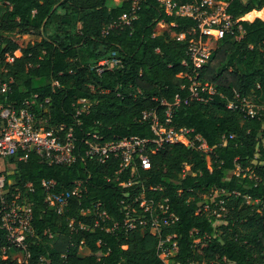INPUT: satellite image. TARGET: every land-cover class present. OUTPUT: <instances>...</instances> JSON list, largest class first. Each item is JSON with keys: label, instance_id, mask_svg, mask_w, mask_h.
<instances>
[{"label": "trees", "instance_id": "trees-1", "mask_svg": "<svg viewBox=\"0 0 264 264\" xmlns=\"http://www.w3.org/2000/svg\"><path fill=\"white\" fill-rule=\"evenodd\" d=\"M107 1L0 0V66L7 68L0 74L14 80L7 100L36 95L42 105L33 109L46 127L72 126L77 156L71 165L49 164L38 154L17 162L10 177L31 203L34 234L22 247L0 230V264H165L159 240L170 234L178 244L174 264H264V18L242 19L259 16L264 0H215L227 3L232 30L199 68L187 52L201 37L197 20L168 13L159 0H140L126 21L131 1L113 7ZM24 35L40 40L25 43ZM17 49L22 54L5 62ZM112 51L122 65L98 72V60ZM191 76L206 101L191 98ZM81 98L90 104L78 114ZM243 98L263 108L251 116L240 106ZM162 100L173 106L171 124L201 134L213 147L210 155L186 143L157 150L150 142L149 167L137 162L121 172L112 155L105 162L86 155L88 133L102 142L154 138L143 111L156 109L164 119ZM232 101L238 107H230ZM44 179L55 181L51 189ZM77 179L86 190L56 212L48 194L71 191ZM130 179L131 185L121 184ZM142 192L178 216L160 235L123 225V206ZM97 202L105 220L81 212Z\"/></svg>", "mask_w": 264, "mask_h": 264}, {"label": "built area", "instance_id": "built-area-1", "mask_svg": "<svg viewBox=\"0 0 264 264\" xmlns=\"http://www.w3.org/2000/svg\"><path fill=\"white\" fill-rule=\"evenodd\" d=\"M132 3V15L122 16L123 20H129L134 17V13L139 6L140 0H129ZM168 13L175 11L177 14L186 15L194 18L198 22L201 37L199 40L191 42L188 48V55L195 67L203 66L208 60L210 51L213 49L207 44V39H221L225 32L232 30L233 21L226 12V2L215 0H196L194 3L178 5L173 0H159ZM241 28V26H239ZM107 33V30H104ZM184 34L177 36L182 39ZM22 54L21 49L15 50L12 54H5V62L11 63L15 57ZM3 60L0 57V64ZM121 60L116 57L115 51L108 53L98 60L96 69L98 72L111 70L121 66ZM1 71H7L5 65L0 66ZM0 71V72H1ZM191 98L199 101L207 99L201 94V83L196 77L191 76ZM12 77H5L0 74V230L4 231V237L8 243L15 246L26 247V239L33 235V212L31 203L25 194V190L15 183L10 177L17 162L27 160L30 154H38L49 164L71 165L75 162L77 156L76 137L72 126L60 124L52 127L43 125V119L38 117L33 106L41 107L37 104L36 95L31 99H24L20 103L8 101V95L12 90ZM202 90L213 92L211 87L202 86ZM80 106L77 113L80 114L90 104L86 98L78 100ZM177 102L179 97L177 96ZM162 103L167 105L164 119H162L156 109H147L143 111V118L151 122L155 137L140 138L138 136H125L117 140L102 142L99 136L88 133L85 143L87 144L86 155L95 157L101 162H105L109 155L119 159V170L121 172L126 168L140 162L144 168L149 167L150 158L146 153L150 142L156 144V149H163L168 145L177 143H186L189 147L202 150L209 154L213 152L206 139L199 133L195 134L193 128L186 126L175 127L171 124L173 106L165 100ZM230 107H238L235 101L229 103ZM241 108L251 116L259 112L254 104H250L247 98L242 99ZM46 123V121H45ZM226 137L223 136V142ZM189 170L187 165L183 173L184 176ZM130 179L122 185H131ZM42 184L51 189L55 184L54 180H43ZM74 188L71 191L60 193L51 192L47 198L50 207L58 213H63L71 196H81L86 190L82 179L74 181ZM32 184H24V187H31ZM157 190V188H154ZM215 194L211 196L212 200ZM138 204L139 209L136 207ZM209 203L204 204V208H209ZM125 210L124 227L127 230H134L140 226L148 228L154 235H160L162 228L173 224L178 220V216L169 211V206L161 200H155L154 197H148L145 192L136 196L134 202L123 206ZM83 214L94 212L98 217L105 220L108 215L102 209L101 202H97L93 207L83 208ZM74 218L70 221L72 226ZM98 223V222H97ZM83 226V225H82ZM113 229L107 228V230ZM176 234H170L165 238H160L159 249L162 252V259L165 264H174V256L178 251V244L175 240ZM21 261V259H19Z\"/></svg>", "mask_w": 264, "mask_h": 264}, {"label": "rangeland", "instance_id": "rangeland-1", "mask_svg": "<svg viewBox=\"0 0 264 264\" xmlns=\"http://www.w3.org/2000/svg\"><path fill=\"white\" fill-rule=\"evenodd\" d=\"M244 2H246L247 0H243ZM116 3H120V0H114V3H109L110 5L111 4H116ZM264 9L261 11V13H259V16H255V17H253V16H246V18H244V17H242V19H244V20H254L255 18H257V17H260V18H262L260 15H264ZM26 41H27V39H25ZM220 43H221V39H218V40H215L214 38H209V39H207V44L210 46V47H212V48H216L217 46H219L220 45ZM106 56V55H105ZM104 57V56H103ZM102 58V57H101ZM100 58V59H101ZM260 107L259 106H255V109H259ZM43 125H46V123H45V121H43ZM230 174V173H229ZM217 194H215V196H216ZM220 222H222V220H217V224L218 223H220Z\"/></svg>", "mask_w": 264, "mask_h": 264}, {"label": "crops", "instance_id": "crops-1", "mask_svg": "<svg viewBox=\"0 0 264 264\" xmlns=\"http://www.w3.org/2000/svg\"><path fill=\"white\" fill-rule=\"evenodd\" d=\"M122 2V0H120V3ZM109 3H114V0H108L107 1V6L108 7H113V6H118L120 3H116V4H109ZM263 10V9H262ZM256 11H258V10H256ZM259 11H261V10H259ZM264 13V12H263ZM262 18H264V15L262 14V15H260ZM81 24L79 23L78 24V26H80ZM173 36H176L175 34H173ZM22 39L25 41V43H28V42H30V41H38V40H40V37L39 36H37V35H24V36H22ZM25 39H27V41L25 40ZM102 49H104L103 47H102Z\"/></svg>", "mask_w": 264, "mask_h": 264}]
</instances>
